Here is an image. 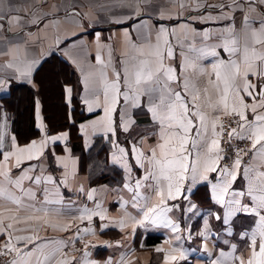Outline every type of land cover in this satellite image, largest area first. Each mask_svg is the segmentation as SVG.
Wrapping results in <instances>:
<instances>
[{
  "label": "snow or ice",
  "instance_id": "snow-or-ice-1",
  "mask_svg": "<svg viewBox=\"0 0 264 264\" xmlns=\"http://www.w3.org/2000/svg\"><path fill=\"white\" fill-rule=\"evenodd\" d=\"M197 8H223L228 7L232 11H243L247 5L249 11L245 12L243 18V29L238 33L232 25H227L218 31L183 28V40L176 35V30L161 26L156 29L155 42L137 44L129 36L128 51L122 53L119 61V68L113 65L111 53L107 63L99 53L96 62L102 67L98 70L95 78L97 86L90 85L93 74L82 78L87 95L82 98L87 111L96 115L101 110L103 115L97 116L95 121H90L94 132H102L117 146V151L111 155L112 165H118L128 174L129 179L133 168L144 170V175L138 178L134 188L128 183L124 187L132 192V207L139 208L143 213L142 220L137 224L142 225L144 221H151L153 224L171 226L172 231L178 232L179 225L169 219L168 213L178 204L168 205V201L182 199L189 201L190 206L186 211L191 212L197 207L190 202V195L195 194L196 185L201 182L211 184L212 199L220 205L222 214L209 213L217 221L228 225L229 221L238 215H254L256 227L251 231L250 255L245 262L243 258L237 257L240 264H264V18L259 20V28L253 27L254 17L249 12H255L257 6L264 5V0H231L228 5H207L199 4L197 0H191ZM141 3L148 5L151 0H136L137 15L140 12ZM7 4L8 11L4 10ZM121 6H131L121 3ZM33 6H16L15 15H12L13 5L11 0H0V31H10L12 24L22 25L29 23L38 25L44 16L49 13L38 15L31 11ZM59 11L57 6H53ZM184 7L181 0L180 8ZM21 13L23 15H21ZM77 16L80 14L77 13ZM87 15V14H85ZM182 15V13H181ZM264 16V13L261 14ZM25 17H31L25 21ZM172 19L165 17L162 13L160 19ZM202 21H216L219 19H234L231 12L221 17H201ZM120 23L121 21H115ZM7 25V27H5ZM140 27H147L141 24ZM31 35V33H29ZM174 38L180 42L181 61L179 66L172 63L175 52L170 39ZM215 38L217 43H212ZM99 40V33H97ZM197 39L200 43L197 44ZM191 41V42H189ZM59 43V39H57ZM187 51H184V47ZM218 49L228 54L227 59L220 56ZM12 50L10 49L9 52ZM191 54V55H190ZM212 58L211 68L206 69L200 61L205 58ZM38 60L26 62L23 70L19 72L18 79L24 78L31 83L33 69ZM12 67L11 63L7 64ZM111 67V77L107 71ZM208 77V84L211 87L203 90V97L199 89H196L192 75ZM255 76L259 85L251 83L249 77ZM259 86V92L256 91ZM7 82L0 79V88H6ZM69 100L72 89L65 88ZM213 93L215 98H213ZM246 98H251L253 103H245ZM37 119L39 120L40 102L37 100ZM138 110H145L151 115L153 129L151 135L156 136V144L148 149L141 150L145 134L139 133L135 139L129 141L137 128V121L134 119ZM220 113V114H218ZM251 117V118H250ZM228 120L227 125L224 123ZM235 125V126H232ZM43 128L42 124L37 125ZM84 131L85 125H80ZM126 134L124 144H130L127 149L119 147L120 134ZM227 139H224V137ZM68 133H61L59 136L46 137L37 142L31 141L24 147H18L15 137L12 138V151H3L4 135L0 132V197L6 198L15 204H20V199L12 194L4 184H10L21 189L30 198H35L36 192L32 189H23L22 181L31 179L32 183L40 186L53 184L51 177L35 176L28 177L26 173L36 167L30 165L24 169L21 176L11 178V169L7 167V161L11 157L16 158L13 167L18 168L23 162L22 158L32 160L42 155L47 147L48 141H59L67 139ZM240 142H246V147H239ZM234 149V158L229 156V150ZM227 161V163H225ZM209 174H215V183H212ZM66 179L56 184L55 191L58 192L60 185H66ZM239 183V188H237ZM144 189L147 194H142ZM44 192L49 193L45 187ZM80 191H84L81 187ZM95 189L89 191V199H92ZM143 201V203H140ZM149 201H152L149 206ZM47 201V195L45 197ZM58 202V201H57ZM100 207L99 204L96 205ZM146 209V210H145ZM81 218L92 220L93 216L105 217L99 211L83 208ZM124 226L123 218L119 221ZM207 225V221H205ZM12 228V224L7 225ZM135 230V225L133 226ZM4 228L0 227V232ZM91 231V229H84ZM79 232V229H78ZM200 237L204 232L199 233ZM248 238V234H243ZM10 239L2 246L0 255L16 253L17 259L9 264H45V261L55 258L64 246L63 241H54L50 251L46 254L43 249L48 245L36 243L38 237L16 236V241L33 242L32 250L22 253L21 249L14 245ZM177 241L181 237H176ZM191 239V233H189ZM107 244V242H104ZM89 245L85 244V248ZM233 247H235L233 245ZM157 252L163 251L161 248ZM178 255H165V261H183L186 259V249H173ZM34 254L35 260L32 259ZM63 255V254H61ZM88 255L87 252L84 253ZM221 257L225 254L222 252ZM43 256V259L40 257ZM75 258H73L74 260ZM123 261V258H122ZM56 264H68L64 258H57ZM88 264H96L89 261ZM105 264H112L106 261ZM211 264H220L219 258L212 260Z\"/></svg>",
  "mask_w": 264,
  "mask_h": 264
},
{
  "label": "crops",
  "instance_id": "crops-1",
  "mask_svg": "<svg viewBox=\"0 0 264 264\" xmlns=\"http://www.w3.org/2000/svg\"><path fill=\"white\" fill-rule=\"evenodd\" d=\"M184 7L180 8L181 0H151V3L145 5L141 3L140 12L137 15L136 0H11L13 5L12 15H15V7L33 6L31 11L38 15L49 13L44 16L42 22L38 25L23 23L22 25L12 24L10 31H0V79L7 82L6 88H0V97L6 95L11 83H25L36 88L34 82V73L42 66L43 62L55 54L66 61L73 71L78 85V96L82 102L84 110L87 106L83 104L82 98L87 95L85 92L82 78L93 74L90 79L91 86H97L98 80L95 75L102 65L96 62V56L99 53L101 58L107 63L109 53H111L113 65L119 68V61L122 53L128 51L129 36L137 44H147L149 40L155 42L156 29L164 26L169 30L175 29L176 35L183 40V28L189 31L195 28L197 31L204 29L218 31L224 26L232 25L239 33L243 29V18L245 12H248V6H244L243 11H232L225 7L205 9L197 8L191 0H183ZM199 4L207 5H228L231 0H197ZM121 3L131 6H121ZM53 6H57L56 11ZM4 10L8 11L7 4ZM231 12L234 19H219L216 21H202L201 17L209 15L213 17H221ZM80 15L77 16L76 14ZM165 17L171 16L172 19H160L161 14ZM182 13V15H181ZM264 5L257 6L255 12H249L254 17L253 27L259 28V20L264 18ZM87 14V15H85ZM21 15H23L21 13ZM25 21L31 17H25ZM115 21H121L116 23ZM146 24L147 27H140ZM7 27V25H5ZM31 33V35H29ZM99 33V40L97 39ZM59 39V43H57ZM175 52V58L166 63H172L179 66L181 61L180 42L177 39L169 38ZM191 42V41H189ZM212 43H217L215 38ZM197 44L200 40L197 39ZM12 50L9 52V50ZM184 51H187L185 45ZM223 59L228 58V54L218 49ZM191 55V54H190ZM38 60L35 65L31 83L27 79L17 77L19 72L17 69L23 70L26 62ZM212 58H205L199 63L206 69L211 68ZM11 63L13 66L8 67ZM111 77V67L107 69ZM192 80L196 89H199L203 97V90L211 87L208 84L207 76H200L198 73L192 75ZM251 83L259 85L255 76L249 77ZM71 88V87H70ZM259 92V86L256 89ZM72 96V92H71ZM213 98L215 95L213 93ZM66 99L69 102L68 94ZM37 102V100H36ZM35 102L34 118L35 126L39 131V135L32 138L26 143H18L12 131L11 116L2 107L0 103V132L4 135L3 151H12V138L15 137V143L18 147H24L31 141H41L46 137L59 136L67 131H60L48 134L45 129V123L42 118L41 105L39 107V120L37 119V104ZM245 103H253L251 98H246ZM220 114V113H218ZM103 115L101 110H97L96 115H92L88 119L78 124L79 131L82 135L83 146L89 149L93 143L95 136H102L108 140L111 145L109 152V160L111 155L117 151V146L112 143L108 135L102 132H94L89 126L90 121H95L97 116ZM251 118V117H250ZM134 119L137 121V128L131 137H127L129 141L143 132L145 139L141 150H145L155 145L157 140L155 135H151L153 123L151 115L145 110H138ZM42 124L43 128L37 125ZM85 125L84 131H81L80 125ZM68 133V132H67ZM126 134L121 133L119 136V147L128 148L130 144H124ZM67 139L59 141L49 140L47 147L42 155L32 160L22 158V163L18 168L13 167L16 158L11 157L7 161V167L11 169V178L21 176L24 169H29L30 165L36 167L31 168L26 175L34 178L35 176L51 177L53 184H44L43 180L40 186L32 183L31 179L22 181V188L32 189L36 192L35 198H30L21 189L15 188L10 184H4L12 194L20 199V204H15L10 200L0 197V227L4 228L0 232V246L5 239H11V242L19 247L23 252L32 250L33 242L16 241V236L38 237L36 243L48 245L43 249L46 254L51 250L54 244L50 242L63 241L64 246L60 252L56 253L55 258L45 261V264H56L57 258H64L68 264H88L89 261H95L96 264H105L111 261L112 264H148L151 253L160 251V259L157 264H174L178 261H165V255H178L173 249H186V259L191 260L193 264H207L212 260L219 258L220 264H240L237 257L243 258L246 262L250 255V237L251 231L256 227L255 220L258 217L254 215H238L229 221L228 225H224L221 221H217L214 216L209 213L220 212L222 209L212 199L211 184L209 182H201L196 185L195 196L190 195V202L196 204L197 207L191 212L186 211L190 206L189 201L177 199L176 201H168V205L178 204L180 207L174 208L168 217L175 224L179 225V231L173 232L171 226L165 227L163 224H153L151 221H144L142 225L137 221L142 220L143 213L139 208L132 207V192H129L124 185L128 183L134 188L138 178L143 177L144 170L133 168L131 178L129 174L122 168L124 172V182L122 185L114 187L107 184L90 185L88 177L80 171L79 158L74 154L70 146L66 143ZM3 159L2 154L0 160ZM120 167V166H119ZM121 168V167H120ZM212 183H215V174H209ZM66 179V185H60L58 192L55 191L56 184ZM3 177H0V182ZM205 186L209 192L210 205H204L202 192L198 188ZM239 188V183H237ZM49 189V193L44 192V188ZM81 187L84 191H80ZM95 189L92 199H89L88 193ZM142 194H147L141 189ZM197 193V196H196ZM47 195V201L45 197ZM58 201V202H57ZM152 201H149V206ZM143 203V201H140ZM100 207L97 208L96 205ZM88 208L99 211L105 218L93 216L92 220L81 218V209ZM146 210V209H145ZM123 218L124 226L121 227L119 221ZM207 221V225H205ZM12 224V228L7 225ZM135 225V230L133 226ZM79 229V232H78ZM91 229V231H84ZM108 229L119 230L122 234L113 240H103L100 236L102 231ZM204 232V236L200 237L199 233ZM191 233V239H189ZM247 233L248 238H243V234ZM148 234L160 235L161 239L154 245L147 246L144 244V238ZM181 239L177 241L176 237ZM95 241V244L93 243ZM104 242H107L105 244ZM85 244L89 247L85 248ZM233 245L235 247H233ZM82 246L83 248H79ZM96 247V248H95ZM99 248L106 250L103 257L96 255ZM88 255L85 256L84 253ZM225 255L221 257V253ZM158 253V252H157ZM63 254V255H61ZM34 254L32 257L35 260ZM43 259V256L40 257ZM73 258H75L73 260ZM123 258V261H122ZM17 259L15 256L11 259Z\"/></svg>",
  "mask_w": 264,
  "mask_h": 264
},
{
  "label": "trees",
  "instance_id": "trees-1",
  "mask_svg": "<svg viewBox=\"0 0 264 264\" xmlns=\"http://www.w3.org/2000/svg\"><path fill=\"white\" fill-rule=\"evenodd\" d=\"M47 66L48 72L37 79L38 72ZM36 88L25 83H11L6 95L0 97L2 107L11 116V128L18 143H26L39 135L35 126L34 107L36 100L41 105L42 118L48 134L60 131L68 132L67 144L72 152L79 158L80 171L88 177L90 185L107 184L120 186L124 182V172L118 165H112L109 160L111 145L102 136H95L89 149L83 146L82 135L78 124L88 119L93 114L87 113L78 96V85L75 75L69 64L58 55L48 57L34 73ZM71 87L72 96L68 102L65 88ZM1 155V154H0ZM203 195V204L210 205L209 192L205 186L198 188ZM195 196V194H194ZM197 196V193H196ZM122 233L116 229L102 231L104 238H118ZM161 236L148 234L144 244L154 245L160 241ZM106 250L99 248L96 255L103 257ZM148 264H155L150 261ZM174 264H193L191 260H183ZM211 264V263H207Z\"/></svg>",
  "mask_w": 264,
  "mask_h": 264
},
{
  "label": "built area",
  "instance_id": "built-area-1",
  "mask_svg": "<svg viewBox=\"0 0 264 264\" xmlns=\"http://www.w3.org/2000/svg\"><path fill=\"white\" fill-rule=\"evenodd\" d=\"M224 123L227 125L228 120L225 118ZM235 126V125H232ZM224 139H227V137L225 136ZM239 147L244 148L246 147V142H240ZM234 149H230L229 150V156L234 158ZM227 163V161L225 162ZM8 241V239H5L4 242L2 243V245L0 246V250L2 249V246ZM15 245V244H14ZM17 246V245H16ZM16 253H8L7 255H0V264H9V262L11 261V259L15 256Z\"/></svg>",
  "mask_w": 264,
  "mask_h": 264
},
{
  "label": "rangeland",
  "instance_id": "rangeland-1",
  "mask_svg": "<svg viewBox=\"0 0 264 264\" xmlns=\"http://www.w3.org/2000/svg\"><path fill=\"white\" fill-rule=\"evenodd\" d=\"M48 68H47V66L45 65L39 72H38V74H37V79L38 80H40L41 79V76L47 71L48 72V70H47ZM46 72V73H47ZM114 187H117V186H114ZM101 238H103V240H108L109 238H104V237H101ZM110 240H113V238H110ZM93 243L95 244V241H93ZM79 248V251H80V249H82L83 247L82 246H80V247H78ZM96 248V247H95ZM97 251V250H96ZM159 259H160V253L158 252H155V253H151V258H150V261H152L153 263H155V264H157L158 263V261H159ZM149 261V262H150ZM209 263V262H208Z\"/></svg>",
  "mask_w": 264,
  "mask_h": 264
}]
</instances>
